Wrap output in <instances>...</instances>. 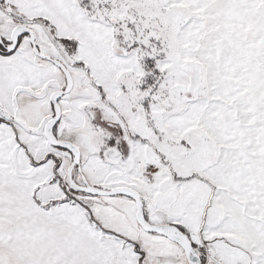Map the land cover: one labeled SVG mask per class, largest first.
Returning <instances> with one entry per match:
<instances>
[{
    "label": "snow or ice",
    "instance_id": "6c2138e0",
    "mask_svg": "<svg viewBox=\"0 0 264 264\" xmlns=\"http://www.w3.org/2000/svg\"><path fill=\"white\" fill-rule=\"evenodd\" d=\"M0 264H264V0H0Z\"/></svg>",
    "mask_w": 264,
    "mask_h": 264
}]
</instances>
